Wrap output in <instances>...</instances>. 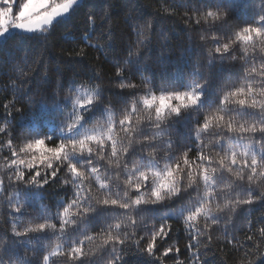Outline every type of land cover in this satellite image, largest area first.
<instances>
[{
	"label": "snow or ice",
	"instance_id": "obj_1",
	"mask_svg": "<svg viewBox=\"0 0 264 264\" xmlns=\"http://www.w3.org/2000/svg\"><path fill=\"white\" fill-rule=\"evenodd\" d=\"M115 3L0 74V264H264V0ZM74 4L0 0V37Z\"/></svg>",
	"mask_w": 264,
	"mask_h": 264
},
{
	"label": "trees",
	"instance_id": "obj_2",
	"mask_svg": "<svg viewBox=\"0 0 264 264\" xmlns=\"http://www.w3.org/2000/svg\"><path fill=\"white\" fill-rule=\"evenodd\" d=\"M104 0H84L81 4L73 8L67 18L58 19L53 23L49 28L52 35H60V33L67 27H71V33L73 39L82 37L83 31L81 29L85 28V25L88 22L89 16H94L96 14H102ZM151 3L158 6V0H151ZM127 0H116V3L112 7L111 14L113 16H120L126 10ZM152 9H141L145 15H150ZM184 24L177 20L176 31H183ZM44 33H35V34H25V33H13L8 36L5 40L0 41V74H7L9 68H11L17 60L23 58H35L40 53L41 47V38ZM174 46L179 44V39H174ZM89 56L91 57V62L93 64L97 63L98 53L94 50L86 49ZM49 60L54 59L53 54H49ZM99 60L102 61L103 57H99ZM62 63L69 65L67 73L62 74V78L66 79L68 76H71V71L74 68L75 62L70 59H62ZM84 67H86L85 62H81ZM105 71H107L106 65H100ZM111 71L108 72V75H112ZM4 85V81L0 80V88ZM10 98V96L8 97ZM55 195L51 197L52 202L55 201ZM259 208V206H258ZM31 214L34 215L33 210H29ZM185 241H181L180 247L183 249ZM134 260L137 261V264H146V261L143 257H134Z\"/></svg>",
	"mask_w": 264,
	"mask_h": 264
},
{
	"label": "clouds",
	"instance_id": "obj_3",
	"mask_svg": "<svg viewBox=\"0 0 264 264\" xmlns=\"http://www.w3.org/2000/svg\"><path fill=\"white\" fill-rule=\"evenodd\" d=\"M69 30H71V27L65 28L60 35H52L50 30L48 29L44 35L41 38V47L40 52L43 51L46 58H48L49 54L54 55V60H56V52L54 50L60 49L64 47L65 45L71 43L72 41H75L76 39H73L72 35L66 34ZM82 31L84 29H81ZM127 39V38H126ZM158 51V45L154 42L150 50L146 55L151 57L150 59L145 61V67L144 71H147L149 74H151L154 77H159L160 74L167 71L168 69L175 66V58H170V64L168 66V69H165L161 67L157 61L155 60L156 52ZM186 63V61H185ZM130 70L134 71L135 68H130ZM236 264H243V261H236Z\"/></svg>",
	"mask_w": 264,
	"mask_h": 264
},
{
	"label": "rangeland",
	"instance_id": "obj_4",
	"mask_svg": "<svg viewBox=\"0 0 264 264\" xmlns=\"http://www.w3.org/2000/svg\"><path fill=\"white\" fill-rule=\"evenodd\" d=\"M84 0H76V4H74L73 8H75L77 5L81 4ZM72 8V9H73ZM71 9V10H72ZM71 10L69 11V13L61 16V17H58L55 21H57L58 19H61V18H67L71 12ZM54 21V22H55ZM53 22V23H54ZM13 33H25V32H21V31H18V30H13V31H10L9 33H7L5 36L3 37H0V41H3L5 40L8 36L12 35ZM35 33H43V32H32V33H25V34H35Z\"/></svg>",
	"mask_w": 264,
	"mask_h": 264
}]
</instances>
